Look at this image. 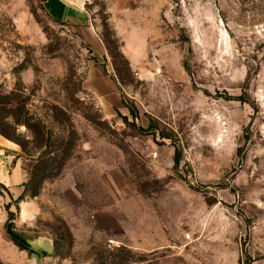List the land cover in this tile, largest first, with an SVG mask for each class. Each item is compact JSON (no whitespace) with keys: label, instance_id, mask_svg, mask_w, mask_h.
I'll return each mask as SVG.
<instances>
[{"label":"rangeland","instance_id":"rangeland-1","mask_svg":"<svg viewBox=\"0 0 264 264\" xmlns=\"http://www.w3.org/2000/svg\"><path fill=\"white\" fill-rule=\"evenodd\" d=\"M81 1L126 28L109 117L79 34L0 0V264H264V0Z\"/></svg>","mask_w":264,"mask_h":264},{"label":"crops","instance_id":"crops-1","mask_svg":"<svg viewBox=\"0 0 264 264\" xmlns=\"http://www.w3.org/2000/svg\"><path fill=\"white\" fill-rule=\"evenodd\" d=\"M84 5L85 3L81 0H44L43 3L44 10L51 19L75 30L81 37L82 43L89 46L95 56L100 59L106 58L107 51L96 32L94 19L85 11ZM121 8L124 10L123 7ZM123 13L131 17L134 15V9L129 6ZM122 20L118 13L110 11V25L115 36L121 41L126 38V28H124ZM121 49L122 54L132 67L133 61L128 57L129 52H127L126 45L124 44ZM111 74L112 71L107 67L103 68L95 61L90 60L87 61L84 78L81 82V89L93 97L106 117L112 116L114 108H118L120 103L118 86ZM0 146H3L1 142Z\"/></svg>","mask_w":264,"mask_h":264},{"label":"trees","instance_id":"trees-1","mask_svg":"<svg viewBox=\"0 0 264 264\" xmlns=\"http://www.w3.org/2000/svg\"><path fill=\"white\" fill-rule=\"evenodd\" d=\"M55 22L58 23V24L64 25V24L59 23L57 21H55ZM106 23H107L106 20H105V22L102 23V29L105 31V34H101V36H99V37H100V39H101V41H102V43H103L106 51L108 52V54H110L109 40H108L107 36H111L115 40V35H114L113 31L111 29H109V27H108V25ZM80 46L86 51V54H87L86 60L87 61H90V60L91 61H95L96 63H98L99 65H101L103 68H106L107 67L106 66V58L105 57H103L102 59L98 58L97 56H95L92 53V51L89 48V46H87V45H85L83 43H80ZM118 56L122 59L124 65L126 67V69L129 70V68H130L129 62L123 57V55L121 53ZM118 56H115V57H118ZM112 57H114V56H112ZM112 70H114L113 73H115V76L118 77L119 70H118L116 64H114V68L112 67ZM111 75H112L111 77L113 79H115L114 74H111ZM22 123H24V122H22ZM26 125L28 127V124H26ZM37 126H38L37 131H34L33 134H34V136L36 138H39V140H43V137L45 135V133L43 134V132H42L43 126L42 125H37ZM0 187H4V186L2 184H0ZM6 211L8 213V216H7V223L5 225V231H6V234L8 235V237H9V239L18 248L24 249V250L27 249V250L30 251V253H35L36 254L37 252L34 251V250H32L29 247L28 240L25 239L19 233H16L14 231V229H13V223L11 222V220L13 219V217H12V213L9 212V206H6Z\"/></svg>","mask_w":264,"mask_h":264}]
</instances>
